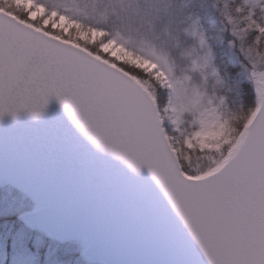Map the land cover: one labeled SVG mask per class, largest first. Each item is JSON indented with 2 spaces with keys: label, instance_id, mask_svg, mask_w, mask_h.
<instances>
[{
  "label": "snow or ice",
  "instance_id": "1",
  "mask_svg": "<svg viewBox=\"0 0 264 264\" xmlns=\"http://www.w3.org/2000/svg\"><path fill=\"white\" fill-rule=\"evenodd\" d=\"M212 7L237 77L252 86L248 107L229 103L241 81L221 76L199 20L183 28L196 43L177 73L169 52L135 54L142 64L118 57L110 48L126 42L75 0H0V124L39 120L52 100L62 111L44 138L46 173L3 137L0 179L54 183L68 193L63 217L84 207L77 190L89 176L108 178L132 228L109 238L122 258L105 264H264V0ZM60 220L64 238L80 239L98 264L87 235Z\"/></svg>",
  "mask_w": 264,
  "mask_h": 264
},
{
  "label": "water",
  "instance_id": "2",
  "mask_svg": "<svg viewBox=\"0 0 264 264\" xmlns=\"http://www.w3.org/2000/svg\"><path fill=\"white\" fill-rule=\"evenodd\" d=\"M61 117L60 106L52 100L48 113L39 120H33L24 115H20L15 121L6 118L0 124V147H2L3 137L11 140L20 153L33 156L34 163L43 175L50 165L49 145L45 143L44 138L50 127ZM0 159H2V152H0ZM72 167L82 168L83 165L73 161ZM87 183V188L77 190V194L85 201L84 207L60 217L67 191L46 181L41 182V189H36L25 186L23 181H20L18 186L0 179V186L8 184L33 201L32 208L21 214L22 222L29 229L42 232L48 238L61 243L78 242L82 250L83 242L80 239L64 238L65 229L60 220L63 218L68 224L87 235L92 249L91 258L105 264L106 261L122 258L110 245L109 238L117 231L131 230V213L125 206L124 194L108 178L102 175H91Z\"/></svg>",
  "mask_w": 264,
  "mask_h": 264
},
{
  "label": "trees",
  "instance_id": "3",
  "mask_svg": "<svg viewBox=\"0 0 264 264\" xmlns=\"http://www.w3.org/2000/svg\"><path fill=\"white\" fill-rule=\"evenodd\" d=\"M97 4L89 5L96 7ZM213 4L214 0H193L191 9L207 30L206 37L216 53L214 62L222 77L226 81L230 77L231 84L237 79L241 81L239 95L236 91L227 93L229 103L234 109L240 104L248 107L254 96L252 86L242 76L237 77L240 65L228 46L230 37L221 31L223 23ZM32 205V200L19 190L7 184L0 186V264H89L79 253L78 242L60 243L25 226L19 216Z\"/></svg>",
  "mask_w": 264,
  "mask_h": 264
},
{
  "label": "rangeland",
  "instance_id": "4",
  "mask_svg": "<svg viewBox=\"0 0 264 264\" xmlns=\"http://www.w3.org/2000/svg\"><path fill=\"white\" fill-rule=\"evenodd\" d=\"M75 2L81 10L89 14L93 22L119 34L126 42L127 48L123 45H113L110 48V51L118 57L125 58L130 63L142 64L143 61L135 54L143 57L155 49L171 54L177 66V73L186 66L187 61L181 56V51L190 48L196 41L191 36L185 35L183 28L190 23L189 18L200 22L195 11L191 9L193 0H107L106 2L75 0ZM92 3L98 4L92 7L89 5ZM200 25L206 34V28L201 22ZM178 28L179 32H177ZM176 35L179 36V47L176 46L177 41L173 39ZM213 56L215 59L214 50ZM215 65L218 69L216 63Z\"/></svg>",
  "mask_w": 264,
  "mask_h": 264
}]
</instances>
